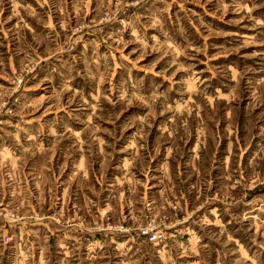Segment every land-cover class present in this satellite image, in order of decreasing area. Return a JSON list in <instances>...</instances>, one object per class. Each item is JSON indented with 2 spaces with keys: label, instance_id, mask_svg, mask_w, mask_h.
I'll return each mask as SVG.
<instances>
[{
  "label": "rangeland",
  "instance_id": "obj_1",
  "mask_svg": "<svg viewBox=\"0 0 264 264\" xmlns=\"http://www.w3.org/2000/svg\"><path fill=\"white\" fill-rule=\"evenodd\" d=\"M0 264H264V0H0Z\"/></svg>",
  "mask_w": 264,
  "mask_h": 264
},
{
  "label": "built area",
  "instance_id": "obj_2",
  "mask_svg": "<svg viewBox=\"0 0 264 264\" xmlns=\"http://www.w3.org/2000/svg\"><path fill=\"white\" fill-rule=\"evenodd\" d=\"M157 236H153V239L156 238Z\"/></svg>",
  "mask_w": 264,
  "mask_h": 264
}]
</instances>
